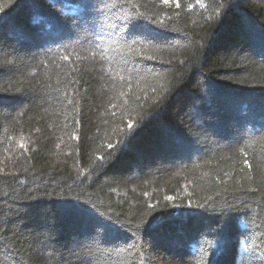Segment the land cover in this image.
I'll list each match as a JSON object with an SVG mask.
<instances>
[{
    "label": "trees",
    "instance_id": "1",
    "mask_svg": "<svg viewBox=\"0 0 264 264\" xmlns=\"http://www.w3.org/2000/svg\"><path fill=\"white\" fill-rule=\"evenodd\" d=\"M178 3L0 0V264H264V0Z\"/></svg>",
    "mask_w": 264,
    "mask_h": 264
},
{
    "label": "snow or ice",
    "instance_id": "2",
    "mask_svg": "<svg viewBox=\"0 0 264 264\" xmlns=\"http://www.w3.org/2000/svg\"><path fill=\"white\" fill-rule=\"evenodd\" d=\"M170 2H176V6L179 7L178 0H163V3L168 4ZM83 7L84 11L87 15L92 16L95 14H103V9L99 8L97 6V0H83ZM2 22V20H0ZM128 31L123 34V38L125 40H131V41H136L140 40L144 44H149V45H159L162 43H166L168 38L164 37L162 33L156 32L153 28H151L148 25L142 24L138 21H129L126 24ZM133 29H138V31H133ZM129 48L131 49V45H129ZM147 60H152V57H147ZM149 70L151 69V65H145ZM0 103H2V100H0ZM128 127L131 129L133 125L129 123ZM23 147V145H21ZM109 148H111V145H109ZM169 200L172 199V197H168ZM164 223H166V218L165 217H159L153 220L151 223V227L153 228H158L162 226ZM139 227V225H137ZM219 231H217V237L219 238L222 231H223V226H218Z\"/></svg>",
    "mask_w": 264,
    "mask_h": 264
}]
</instances>
